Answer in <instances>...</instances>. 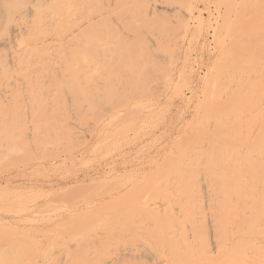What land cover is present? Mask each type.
Masks as SVG:
<instances>
[{
	"label": "bare ground",
	"instance_id": "bare-ground-1",
	"mask_svg": "<svg viewBox=\"0 0 264 264\" xmlns=\"http://www.w3.org/2000/svg\"><path fill=\"white\" fill-rule=\"evenodd\" d=\"M155 1L164 5L173 0ZM174 1L189 11L192 8L191 0ZM217 2L224 7L220 21L213 27L220 47V61L215 60L218 63L211 67V81L202 91L204 101L199 99L203 103L198 104L200 109L196 111L199 119L212 121L213 132L202 126L194 131L200 136L195 139L189 135L193 133L190 127L189 133L185 130L188 142L191 138L192 141L201 139V142L202 138H207L208 143L204 139L208 144L205 150L203 145V150L195 147L196 153L192 154V148L187 152L190 148L187 145L201 147V143L183 141L186 148L174 143L175 151L145 174L138 171L137 174L132 168L111 176L110 184L99 181L82 188L76 184L77 189L75 186L61 190L57 201L64 202V207L77 205L78 210L67 209V216L56 219L51 226L41 224L46 228L28 224L32 228L25 229L0 223V264H264V0ZM168 4V8L172 6ZM157 9L155 3L149 5L147 0H0V151L3 156H11L10 159L4 157L6 160L2 158L3 162L0 154L3 163L0 164L3 165L0 210L20 215L37 197L49 196L43 189L35 192L34 183H28L29 180L30 186L18 189L3 172L14 163H28L39 156L49 159L55 157L57 151L65 154L80 144L83 146L78 142L77 147H73L74 141L83 139L85 133L78 138L77 130L68 128L70 113L83 123L85 116L90 115L95 120L108 108L122 107L129 102L128 98L143 95L146 98L150 91L155 94L148 78L152 75L162 79L165 67L145 55L149 46L141 31L156 27L155 34L165 32L175 36L172 22L169 21L170 26L167 20L165 22L168 13L163 17L155 12ZM165 9L164 5L160 10L166 12ZM177 21L180 22L179 18ZM183 25L187 30L186 24ZM180 28L181 25L179 30H182ZM222 33L228 36L227 40L229 37L233 40L226 44ZM235 37L240 38L235 41ZM161 38L172 41L171 37V40ZM161 41L157 39L158 43ZM155 43L156 40L152 44ZM165 43L168 44H156L162 51L169 50L171 47H166L170 45L164 47ZM249 71L254 72V78L248 80ZM220 75L237 76L236 83L232 81L235 89L227 87L229 83H224L225 88H222ZM251 108L254 112H250ZM247 109L250 115L256 112L249 116L251 124L258 122L257 128L252 124L257 130L252 140L242 134L243 127L240 129L244 126L243 115ZM158 111L147 114L145 121L157 123L163 116ZM116 117L119 122V115ZM132 120L128 117L127 122L105 135L109 137L111 148L108 150L117 157L123 146L142 134L138 130L130 135L139 117L136 122ZM28 121L31 127L26 125ZM195 124H192L194 128ZM22 125L32 130L31 148L28 140L23 139ZM73 135L76 140L71 139ZM65 158L60 163H64ZM72 159L67 160L69 166ZM124 161L123 165L129 162ZM49 168L45 171H51ZM55 168L54 165L52 170ZM40 174L38 176L44 177ZM49 203L41 213L63 207L60 208L58 202L50 200ZM40 211L34 210L31 214ZM63 212L65 210L61 214ZM32 217L29 218L32 222H28L33 223ZM27 220L28 217L22 221Z\"/></svg>",
	"mask_w": 264,
	"mask_h": 264
},
{
	"label": "rangeland",
	"instance_id": "rangeland-1",
	"mask_svg": "<svg viewBox=\"0 0 264 264\" xmlns=\"http://www.w3.org/2000/svg\"><path fill=\"white\" fill-rule=\"evenodd\" d=\"M147 2L149 3V5H152V3L156 4V6L159 8V9H157L158 11H155V12H157V14L160 13V15L164 17L165 14L167 15V13H168V16H167L168 18H166V19L164 18V19H165V22L167 20L166 23H168V25H169V21L172 22V24L170 23V25H172L171 27H172V29H174L173 35H175V36L172 37V35L169 34L168 32H167L168 33L167 35H170V36H167L165 32H163V33L166 36L164 34H155L156 32H158V30H156L157 29L156 27H155L156 32L154 30V27H153V29L151 31L149 29H145V30L143 29L141 31L142 32L141 35H143V37H145L144 39L147 42V43L145 42L146 45L149 46L148 50H147V48H145L147 50V52L145 53L146 50H144L143 53H145V55L149 57V58L147 57L148 59L153 58L151 60H153V61L154 60H156V61L158 60L157 63L159 62L158 64H161V66L165 67V68L162 69L161 66H160V68L162 70H164V73H162L163 76L161 75L162 79L158 80L157 79L158 77H156V76L153 77L152 75L151 76L147 75L148 77L149 76L151 77V78L150 77L148 78V80L150 79V81H148L149 82L148 84H149V87L153 86L152 90H154L153 92H155V94L153 95L152 91H150L151 92L150 94H152L153 96H151L149 94L150 96L146 95V98H145V95H143V97H144L143 98L141 96V94H140V96H141L140 98L131 97L132 100L130 98H128L127 100L130 103L129 102H125L126 105L123 104L125 106L122 105V107L119 106V107H112L110 109L108 108L107 109L108 111H103L102 114H99V115H103L102 117H100V116L98 117L100 120H98V118L94 120L89 115L88 117L85 116V120H83V123H79L76 120V117L73 118V116H71L73 113H70L71 115H69V116L72 117V118L69 117L70 118L69 119V121H70L69 125L70 126L68 125V128L71 127V129L73 131L77 130V131H75L76 134L75 133L74 134L78 138L80 136L82 137V134L85 133L83 135V139L79 138V141L77 140V143H75L76 141H74V143L72 142L74 144L73 147L76 146L77 144H79L78 142H81L83 144V146L81 144L78 145V147L76 146L77 148H73L70 151V153L67 152V153L64 154V153H61L59 151H57V153L54 152L56 154H58V152H59L60 155L57 156L56 154L53 153L55 157L51 156L49 159H47V157L46 158H44V157L42 158L41 156L37 157L38 159H36V157L34 156L35 157L34 161L30 160L28 163L27 162L26 163H20L19 165L16 164L17 166L14 163L15 167L13 165H11V167L9 166L10 168L7 171L3 172V174H5V176H7L9 178L8 180H11L13 186L17 187L18 189H20L22 187L26 188L27 185L30 186V184H28V183L31 182V183H34L32 186H33V189L35 190V192L36 191L40 192L41 189H43L42 191L43 192L46 191L44 193L49 194V196L48 195H45V196L42 195V197L41 196L37 197L36 199L33 200L32 203L30 202L28 204L27 210L23 211L22 214H20V215H19V213H17L18 214L17 215L15 213L4 212V211L0 210V223L9 224V225H11V224L12 225H17V226H19V228H25V229L26 228L28 229V226H30L29 228H32V227H35V225L40 226L41 224L45 225V226H47V225L51 226V224H53L57 220H60L61 217L67 216L66 215L67 214V212H66L67 209L69 210L70 208L71 209L74 208L75 211L78 210L77 205L76 206H71L72 204H69V205L67 204V206L64 207V205H66L64 202H62L63 203L62 204L59 200L57 201V199L60 198L59 195L62 192L61 190H65L66 191L69 188H71V189L74 188L75 186H76L75 188L77 189V185L78 184H79L78 185L79 188H82L81 186H84L85 184L86 185H88V184L90 185V183H94V182L97 183L99 181L101 183L102 182H106V183L108 182L110 184L111 176L113 178V175H115L117 173H119V174H120V172L124 173V170L126 172H129L127 170L132 169V168H134L133 172L135 170V172L138 171L139 173L141 172L140 174H145V173L151 171L156 166V165L154 166V164L163 161L167 156L170 155L171 152L173 153L175 151L176 147L173 146L174 143H175V145L178 144V145H180V147H183V148H186L187 146H189L190 148H188L189 150L187 152H189V151L191 152L192 149H193L192 154L195 151V149H194L195 147L196 148L198 147V148H200V150H203V148H202V145H203L204 146V150H205V148L208 146L207 143H208L209 140L207 138H206L207 139L206 140L205 137H204V139L206 140L207 143L202 138L203 142H205L206 145L203 142H201V139L192 141L193 140L192 138H193V136L196 137V138L194 137L195 139L200 137V136H197V134H195L194 131L197 128H202V126H203V128L206 131H212L213 132V125H212L213 123H211L212 121H208L209 118L205 119V118H201L200 117V119H199L198 117H199L200 114H199V112L196 113V111H199V110H197L198 108L200 109V106L198 104L201 105L203 103V101H204V96H203L204 95L203 94L204 91L203 90L208 85L207 83H210V81H211L210 80L211 78L209 76L211 67H212V65L214 66L216 63H218L220 61V57H218V56H220V51H219L220 49H218L220 47L217 44V42H218L217 39H216L217 36L215 35V30H214L215 28H213V27H215L217 22L220 21V16L219 15H221V13L223 12L224 7H223L222 4L219 5L217 0L216 1L215 0H191V2H192L191 3L192 4L191 7L192 8L189 11L185 6L178 4L176 1L173 0L172 3H171V1L170 2L168 1V3H170V6L172 4L173 7L171 6V7L168 8L169 4L166 3V4H168V5H166L164 3L165 8L166 9L168 8L167 10L165 9L166 12H164V10L163 11L160 10L164 6V5H161L162 2L159 3V1H155V0H152V1L151 0H149V1L147 0ZM159 4L161 5V8H160ZM179 6L180 7L182 6L181 7L182 9H180ZM171 10H174V11L171 12ZM182 10L185 11V12H183ZM169 12L171 14H169ZM179 12H181V14ZM182 12L185 13V14H183ZM173 13L174 14L176 13V14L173 15ZM170 15H173V17L170 16ZM190 15H192V16H190ZM231 15L234 16L233 12L231 13ZM169 16H170V18H169ZM180 16H182V17H180ZM177 17L179 18L180 22L177 21L178 20ZM185 17H186L187 20L185 19ZM181 18L183 20L184 19L185 20L183 21ZM232 18H234V17H232ZM168 19H170V20H168ZM181 21H182V23H181ZM183 23L186 24V29L188 31L183 29L184 26H185V25H183ZM180 25H181L180 29H182V30H179ZM171 27L167 26V28H169V29ZM173 27H175V28H173ZM176 27L178 28L177 30H179V31H177V33H175L176 32L175 31ZM172 29H170L171 30L170 33H172ZM180 31H181V33H180ZM223 33H222V35L224 36L225 33L224 34ZM157 35L158 36L161 35L163 38L167 37L168 40H171V39H169L171 37L172 41L168 42L167 39H166V41H164L165 39H162L161 36L158 37ZM195 35L197 36V38L194 39V37H196ZM155 36L158 37V38H156ZM227 37L226 36L223 37V41H225L226 44H228L227 43L228 41L231 42L233 40V39L230 40V38H232V37H229V40H227L228 39ZM159 38L162 40L161 43L157 42V39H159ZM238 38H240V37H235L234 40L238 41L239 40ZM155 40H156L157 44H161V45H162V43L164 44V42H167L168 44L165 43L164 47L170 45L169 47H166V48H170L171 47L169 49L170 51L167 49V50H164L165 53H163L164 51H162V49L159 48L160 45H157L156 43H155V45L152 44ZM175 40H176V42H175ZM158 41H160V40H158ZM177 42L179 44L178 46H177ZM174 44L176 45V47H174ZM157 46H159V47H157ZM166 48H163V49H166ZM155 50H156V52H155ZM157 50H158V52H157ZM177 51H178V53H177ZM152 52H153V54H151ZM154 52L157 55H155ZM176 55H178L176 57L177 59L175 58ZM173 56H174V58H173ZM171 57L173 58V60L171 59ZM164 58H166V59H164ZM168 59H169L170 63H169ZM215 60H217L218 62H216ZM189 69H190V71H189ZM185 72H186L187 75H185ZM250 72H251V74H250ZM248 73L245 72V74H248V77H247V75H245V74L243 75L242 74L243 77L246 76L248 78V80H249V77L250 78H254V77H252L254 72L249 71ZM164 75L166 76L165 78H164ZM220 76H221V81L219 80L220 81L219 85L222 88H225L224 85L229 83V85L227 87L230 86L231 88L234 87L233 89H235L236 86H234L235 84H232V81H233V83H236L235 80H237V78H238L237 76L234 77L235 79L232 78L233 76H231V77L229 76V78L224 76V75L223 76L220 75ZM262 76H264V75H262ZM208 78H209V82H207ZM228 79H231V80H228ZM184 80H185V82H184ZM187 82H188V85H187ZM204 82H206V83H204ZM179 87H180V89H179ZM155 89H156V91H155ZM176 89L178 90V92H177ZM201 96H203V97H201ZM199 99L200 100L202 99L203 101H200ZM147 101H148V103H147ZM144 102H146V104ZM141 107L143 108L142 110L140 109ZM159 108H161L160 112L158 111ZM248 109L244 113L245 116L243 115V120H244L243 124H244V126H241L240 129L244 128L242 130V134L245 135L247 139L249 138V140H252L254 138L255 134H256L255 132L257 130L255 131V129L258 126L257 125L258 122H257V124L255 122H252V124L255 123L254 125L256 126V128L251 124V122H250L251 120L250 119H252V118L249 119V116H251V115L253 116L256 112L254 114L250 115V112H252V111L254 112V110L251 108L250 112H248ZM138 110H139V112H138ZM156 111H158L157 113H159V115H163V116H161L162 119L160 118V120L157 123H148V122H146L145 118H146L147 114H149V113L153 114V113H156ZM104 112H106V113H104ZM136 112H137V114H136ZM161 112L162 113L164 112V113L162 114ZM126 113H128V115ZM135 114L139 117V120L135 124V126H134L135 128L133 127V129L129 133L132 136L134 131L140 130L142 134H140L141 136H139V134H138L139 137H137L135 139L131 137L132 138L131 143H128L129 145L126 144V145H128V146L125 145L126 147L123 146V148L121 149L122 151L120 152L121 155H119L118 156L119 158H118L117 156H115L113 151H111V149L108 150L109 147H110V146H108V145H110V143L108 142L109 141V137L106 138L105 135L109 134L111 132V130L115 129L116 127L124 124L122 122H124V121L127 122L128 117L130 118V120L133 118V120H135L134 122H136L138 117ZM118 115H119V117H118V121L119 122L116 121L117 120L116 116H118ZM195 117H196V119H195ZM121 119L123 121L120 122ZM193 119L196 120V121H194ZM202 119H204L206 121H204ZM146 120H147V118H146ZM188 121H190V122H188ZM116 122H117V124H116ZM194 122L197 123V124H195V128L192 125ZM145 123H147L148 126H144ZM80 124H83L84 128ZM104 124H105V126H103ZM154 124H156L155 125L156 128L154 127ZM26 125L27 126L30 125V127H31V123L29 121L26 123ZM26 125H25V127H27ZM101 125H102V127H100ZM22 126H23V130L25 131L23 139L25 140V138H26V140H28L27 143H30L29 145H30V148H31L32 144H33V137H32L33 134L31 135L32 130L30 128H27L28 129L27 130V129L24 128V125H22ZM142 126H144V129H143ZM189 127L191 128V130H192L191 132H193V133H189V131H190L188 129ZM253 128H255V129H253ZM71 129H69V130H71ZM208 129H210V130H208ZM185 130L186 131L188 130L187 132L189 133V135L191 134V136H192L191 141L189 140V142H194V143H199V144L201 143V147L198 144H196V146H195V144H194V146L192 144L184 146L183 141L185 142V144L189 143L188 142V135H187L188 133L185 132ZM73 131H71V132H73ZM78 132H79V135H78ZM181 133L183 135H181ZM26 135H28V136H26ZM75 135L71 136V139L74 138L76 140L77 138H75ZM182 136H184V138ZM191 136H189V138ZM28 137H29V139H28ZM103 137H105L104 140H107V141H105V143H103L104 142ZM180 138H181V140H180ZM133 139H134V141H133ZM177 139H178V141H177ZM83 141H84V143H83ZM25 143H26V141H25ZM107 143H109V144H107ZM105 144L108 146V148L106 147ZM90 147H92V148H90ZM94 148L97 149V150H94ZM98 148H101V149H98ZM0 149H1V147H0ZM80 149H82V150H80ZM91 149L93 150V152H92ZM169 149H170V151H169ZM88 150H90L91 152L90 151L88 152ZM197 151H199V150L197 149ZM194 153H196V152H194ZM0 154H1V159L4 158V157L5 158L8 157V156H3L1 151H0ZM67 154H68V156H67ZM73 154L75 156H73ZM79 154H81V155H79ZM35 155L38 156V154H35ZM10 157L11 156H9L8 158L10 159ZM65 157L69 158V160L73 158L72 159L73 161L70 162V166L68 165L69 164L68 163L69 160L66 159ZM74 157H78L77 160L79 162H77V160L74 159ZM125 157H128V159H126ZM5 158H4V160H6ZM63 158L66 159V160L64 159V161H63L64 163L66 162L65 163L66 166H65L64 163H60V162H62ZM9 159L7 161H9ZM87 159H88V161H87ZM38 160H39V162H37ZM46 160H47V162H46ZM123 160H125V161L129 160V162H126L123 165ZM130 160H132L131 161L132 163L130 162ZM2 161H3V159H2ZM2 161H0V164H3ZM49 162H50V164H49ZM72 162H73V164H72ZM6 163L8 164L9 162H6ZM151 164H153V165H151ZM54 165L56 167L55 168L56 172H55V170H52ZM1 166H3V165H1ZM1 166H0V169H2ZM48 166L50 168H52L51 171H45L48 168ZM61 167L62 168L64 167V169H61ZM125 167H127L128 169L127 168L125 169ZM36 168L37 169L40 168L39 171L42 172V174H40V172L38 170H36ZM65 168H67V171L69 173L68 172L66 173V169ZM59 169H61V170H59ZM60 171H62V172L60 173ZM138 172H137V174H139ZM52 173H54V174H52ZM39 174L41 176L44 175L45 178L38 176ZM56 174L59 175V176H57ZM33 175H34V177H33ZM36 175L38 177H36ZM46 175H49V176H46ZM33 178L35 179L36 182L34 181ZM27 180H29L28 183H27ZM36 186L39 187V188H36ZM49 188H52L53 190L52 189L50 190ZM50 197H51V199L47 200ZM50 200L54 201L55 203L58 202L57 204L58 205L60 204V206H59L60 208L63 206L62 209H57L58 208L57 207L55 211H50L49 213L48 212H45V213L42 212L41 213L40 210H42V208L44 209L48 204H51V203H49ZM97 201H99V199H97L96 202ZM30 207H31V209H30ZM34 210L40 211V212H35V214H31L32 211H34ZM59 210H60V212H59ZM64 210H65V212H63V214H61L62 211H64ZM27 212L30 213V214H28ZM58 212H59L60 215L57 214ZM55 213H56L57 216H55ZM50 214H52L51 217H50ZM21 215H22V217H21ZM35 215H36V217L38 216V218H35ZM46 215H48L49 218ZM19 216H20L21 219H19ZM30 216L31 217L33 216L32 217L33 218L32 219L33 223H30V222H32L29 219V218H31ZM40 216H41V218H39ZM27 217H28V220L23 222L22 220H25V218H27ZM42 217H44V218H42ZM52 217H54V218H52ZM34 218H35V220H34ZM18 219H19V221H18ZM37 219H38V221H37ZM46 219H47V222H46ZM28 221H30V222H28ZM43 223H46V224H43ZM28 224H32L33 226L32 225H28ZM41 226H40V228H42V227L46 228L45 226H42V227Z\"/></svg>",
	"mask_w": 264,
	"mask_h": 264
}]
</instances>
